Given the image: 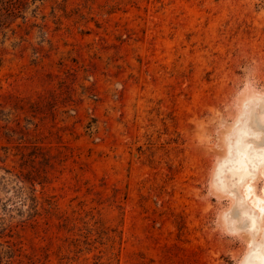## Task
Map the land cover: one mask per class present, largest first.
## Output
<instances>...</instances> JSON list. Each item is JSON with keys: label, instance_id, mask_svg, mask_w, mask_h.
<instances>
[{"label": "rangeland", "instance_id": "obj_1", "mask_svg": "<svg viewBox=\"0 0 264 264\" xmlns=\"http://www.w3.org/2000/svg\"><path fill=\"white\" fill-rule=\"evenodd\" d=\"M252 61L264 0H0V264H232Z\"/></svg>", "mask_w": 264, "mask_h": 264}, {"label": "clouds", "instance_id": "obj_2", "mask_svg": "<svg viewBox=\"0 0 264 264\" xmlns=\"http://www.w3.org/2000/svg\"><path fill=\"white\" fill-rule=\"evenodd\" d=\"M241 72L243 73L241 81H246V83L240 84V93L247 94L245 103L253 109L264 108V87L254 86L255 81L259 78L258 63L256 61L246 63L242 66ZM194 132L198 133L199 130L195 129ZM261 136H264V133L253 135L249 142L248 156L244 159L250 170L256 167L264 170V145L258 146L257 153H253L251 150V142L261 139ZM196 138L199 142L200 136L197 135ZM212 224L211 231L218 232L226 244L233 245L240 242L243 245V251L238 258L232 260V264H264V219H261L259 223L253 221L251 229L245 227L243 234L237 231V225L244 226L243 220L228 222L218 218L213 220Z\"/></svg>", "mask_w": 264, "mask_h": 264}, {"label": "bare ground", "instance_id": "obj_3", "mask_svg": "<svg viewBox=\"0 0 264 264\" xmlns=\"http://www.w3.org/2000/svg\"><path fill=\"white\" fill-rule=\"evenodd\" d=\"M245 110H246V108H245ZM247 110H249V111L248 112L245 111L246 121H243L242 131L241 132L239 131L241 129L238 130L239 134L237 135L238 140L236 142V150H235L236 153H235V155H237L239 168L236 167V168H232L230 170V172H232V174L230 176L225 177V179L223 180V187L225 189H228L227 188L228 179H231L233 174H234L235 176L238 177L239 184H241L243 186L244 191H245V196L249 197L250 201L255 206H257L261 211H263L264 210V200L262 198H260L259 196H257L256 193H254L252 184L249 183V181H246V179H245L247 176L251 175V172L248 169L249 165L247 163H245L244 158L248 156V152H249V143H246L245 136H251V138H252L253 135H258L260 133H264V108L253 109L249 105H247ZM242 114H244V113L242 112ZM243 119H244V117H243ZM241 120H242V118H241ZM262 137H264V136H262ZM240 143H242V144H240ZM261 145H264L263 140L261 142L252 141L251 142L252 152L257 153L259 151L258 146H261ZM237 149H239V153L237 152L238 151ZM235 162L237 163L236 160H235ZM235 162H234V164H235ZM221 167H223V166H221ZM239 190H240V188H239ZM231 194H233V192Z\"/></svg>", "mask_w": 264, "mask_h": 264}]
</instances>
